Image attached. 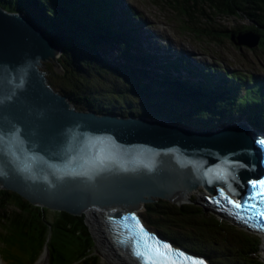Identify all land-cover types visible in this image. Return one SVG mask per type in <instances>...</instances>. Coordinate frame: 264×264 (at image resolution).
<instances>
[{
	"label": "trees",
	"instance_id": "trees-1",
	"mask_svg": "<svg viewBox=\"0 0 264 264\" xmlns=\"http://www.w3.org/2000/svg\"><path fill=\"white\" fill-rule=\"evenodd\" d=\"M164 1L179 14L181 28L187 33L217 40L230 37L234 30H221L214 19L243 16L252 23L237 29L259 33V45L264 47V0ZM112 3L113 0H0V6L34 21L59 46L58 61L63 71L50 72L49 84L78 109L145 114L204 125L240 119L243 114L254 128L264 130V75L203 67L182 58V64L177 59L155 62L156 56L140 43L138 27H129L123 18L113 21ZM122 13L129 24L141 22L140 14L130 5ZM130 16L138 20L130 21ZM178 65L202 80L183 82L173 71H179ZM241 87L245 94L238 93ZM46 211V207L30 203L17 192L0 189V229L4 235L0 251L6 261L32 264L46 244L48 264H98L84 213L56 210L55 216L49 218ZM146 212L149 224L161 234L206 255L215 264H264L258 235L206 213L200 204L158 199L146 203ZM209 242L223 247L226 260L215 253Z\"/></svg>",
	"mask_w": 264,
	"mask_h": 264
},
{
	"label": "water",
	"instance_id": "water-1",
	"mask_svg": "<svg viewBox=\"0 0 264 264\" xmlns=\"http://www.w3.org/2000/svg\"><path fill=\"white\" fill-rule=\"evenodd\" d=\"M230 38L255 47L261 35L247 30L231 33ZM59 53V46L34 22L0 6V188L17 192L34 205L84 213L86 223L91 206L115 215L114 207H136L139 201H152V195L177 204L189 202L191 186L177 196L176 190L163 188L145 192H156L153 168L128 149L138 147L144 155L163 160L159 152L142 147L146 140L137 137L147 119L76 109L53 90L38 66L49 60L61 72ZM234 132L222 130L245 138ZM156 137L161 141V134ZM241 155H235L236 164Z\"/></svg>",
	"mask_w": 264,
	"mask_h": 264
},
{
	"label": "rangeland",
	"instance_id": "rangeland-1",
	"mask_svg": "<svg viewBox=\"0 0 264 264\" xmlns=\"http://www.w3.org/2000/svg\"><path fill=\"white\" fill-rule=\"evenodd\" d=\"M124 1L128 3L130 6L135 7V9L141 14V18L147 22V26L148 28H150V31L154 33L155 36H157L160 42L162 41V39H167V44H170L174 49L176 47L177 50L178 48H181L184 51L190 52V54L194 58H198L197 61L200 62H204L207 64H215V65L220 64L221 66H226L230 71H237L238 73H244V74L253 73L257 77H261L264 75V47L259 45L260 47L258 46L256 48L250 49L246 45H239L234 43L229 36L227 37L224 36V38H218L217 40L212 37H207V36L199 37L192 35V33H187L185 30L181 28L182 21L179 14H177L176 10H174L172 7L167 5L164 0H124ZM214 22L221 30L233 29L234 31L232 33L244 32L246 30L240 31L237 28L240 26L250 25L252 23L243 16H234V15L218 16L214 19ZM207 26H210L209 23H207ZM42 64L43 67L38 66V69L43 70L45 72V76L47 78V81L49 82L48 75H50L49 72L56 71L53 67V65L55 64L52 61L50 62L49 60L47 61L44 60ZM52 88L54 91L59 93V91L56 90L57 88L56 89L54 87ZM191 192L188 193V195L190 194L191 196H189L187 200L192 201L195 205H199V192L196 189H192ZM158 199H162V198H158ZM146 203H144V205L139 203L140 206L139 212L142 214L144 221L150 227L155 228V226L149 224L150 219L146 212ZM9 208H11V206ZM46 208H47L46 211L47 216L49 218H53L56 214L55 213L56 209H51L48 207ZM210 211L211 210L209 209L205 210L206 213H212ZM93 214H95V212H93ZM101 220L104 223V220L103 219ZM89 223H87V225ZM90 226L91 224L88 225V227L89 229L91 228L90 231L92 230L91 233L93 235L94 231L92 226L91 227ZM101 229L103 230L102 226ZM167 229H169L170 231L179 232L178 228L173 226H167ZM3 244H4V235L2 234L0 229V250H2ZM209 244L212 246L213 250L217 255L221 256L223 260H226V256L224 255V249L220 244H214L211 242H209ZM15 248H17V245H15ZM95 252L99 256V264H111V260L102 254L100 244L97 241L95 244ZM215 253H213V255H215ZM259 253L261 254L262 259H264V255L263 252L261 251V248ZM17 254L20 255L21 250L17 252ZM38 259L39 257L32 264H35L38 261ZM2 264L5 263L2 262Z\"/></svg>",
	"mask_w": 264,
	"mask_h": 264
},
{
	"label": "snow or ice",
	"instance_id": "snow-or-ice-1",
	"mask_svg": "<svg viewBox=\"0 0 264 264\" xmlns=\"http://www.w3.org/2000/svg\"><path fill=\"white\" fill-rule=\"evenodd\" d=\"M251 184L254 190L259 186L260 191L254 192L250 199L264 198V180L252 181ZM221 195L237 210L242 211L246 206L256 207V205H249L248 201H244L242 204L239 200H231L230 197L225 196L223 190H221ZM259 215L264 216V212L259 213ZM129 220L134 223L125 224V227L129 228L130 234L135 237L134 255L141 259L142 264H203V261L188 257L183 252L172 249L169 244L162 243L144 228L135 213L123 217L124 222Z\"/></svg>",
	"mask_w": 264,
	"mask_h": 264
},
{
	"label": "bare ground",
	"instance_id": "bare-ground-1",
	"mask_svg": "<svg viewBox=\"0 0 264 264\" xmlns=\"http://www.w3.org/2000/svg\"><path fill=\"white\" fill-rule=\"evenodd\" d=\"M28 20L30 22H34V21L30 20V19H28ZM40 31L43 32L44 34H46V36H48V34L46 33V31L44 29L40 28ZM61 70L63 71L62 66H61ZM47 83L49 84L48 81H47ZM133 117L134 118H140V119H152V118H155V117L148 116V115H145V114L134 115ZM184 123L188 127H193L194 126V124H191V123H188V122H184ZM195 189L200 192L199 196L202 193L205 192V191H202V189L200 187H196ZM189 192H191V190H189L187 192L186 198L191 196L190 194L188 195ZM139 203L144 205V203H142V202H139ZM136 207L139 210L140 206L136 205ZM93 212H95V214H93ZM86 213H87V221H88V223L90 222L89 225L91 224V226L93 228L94 235L96 236L97 242L100 244V248L102 250V254L111 260V264H132V261L128 257V255L125 254L122 249H120L119 247L115 246L114 243L111 241L110 236H109V234L107 232V229L104 226L105 224L101 220V219H103V216H102V213L100 212V210L98 209V207L91 206L89 209H87ZM96 215H97V217H96ZM101 226H102L103 230L101 229ZM103 231H104V233H103ZM262 239H263V244H262V247H261V251L263 252V255H264V236H263ZM0 264H2L1 260H0ZM35 264H46L45 255L42 254Z\"/></svg>",
	"mask_w": 264,
	"mask_h": 264
},
{
	"label": "clouds",
	"instance_id": "clouds-1",
	"mask_svg": "<svg viewBox=\"0 0 264 264\" xmlns=\"http://www.w3.org/2000/svg\"><path fill=\"white\" fill-rule=\"evenodd\" d=\"M51 86V85H50ZM52 87V86H51ZM60 94V93H59ZM67 98V97H66ZM68 100V99H67ZM69 101V100H68ZM73 105V104H72Z\"/></svg>",
	"mask_w": 264,
	"mask_h": 264
}]
</instances>
